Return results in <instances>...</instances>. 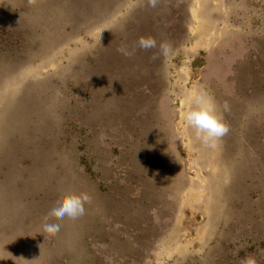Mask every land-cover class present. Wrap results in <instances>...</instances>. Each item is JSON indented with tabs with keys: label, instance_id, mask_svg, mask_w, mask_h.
Returning a JSON list of instances; mask_svg holds the SVG:
<instances>
[{
	"label": "rangeland",
	"instance_id": "374dc122",
	"mask_svg": "<svg viewBox=\"0 0 264 264\" xmlns=\"http://www.w3.org/2000/svg\"><path fill=\"white\" fill-rule=\"evenodd\" d=\"M61 1L37 0L28 6L26 0H0V21L15 49L0 53V155L6 150L8 134L13 132V137L21 138L26 128H36L37 122H31L33 113L29 109L32 92L28 96L26 84L39 78L35 81L42 82L47 89L44 95L51 93V101L58 102L63 92L58 78L65 76L58 69L98 50L96 55L100 58L92 55V59L95 57L92 61L107 75L103 84H108L105 88L111 92V110L105 113L110 116L106 117L98 107L99 116L91 121L96 128L82 135L87 145L78 142L75 136L68 138V142L66 138L59 139L58 126L51 124L37 139L41 144L38 149L47 147L44 156L49 157L47 165L52 166L56 178L80 176V186L69 191L49 188L51 198L56 192L57 198L37 214L45 211L48 214L54 202L65 194L86 193L90 197L85 205L86 225L80 228L75 220L71 228L65 223L61 226V243L68 238L75 242L77 231H73L80 228L82 246L93 254L89 256L79 249L80 252L69 254L71 261L74 264H182L194 256L204 264L201 256L219 234V228L228 225L234 209H239L236 221L242 227L258 223L264 232V192L256 194L257 188L264 185V100L259 96L251 99L255 87L264 91V77H259L250 88L251 76L246 70V64L253 62V69L264 75V0H160L155 9L147 7V0H97V3L111 2L112 17L108 19L109 12L105 16L97 13L95 21L87 22L95 25L70 33L71 24H65L63 18H68L71 11L65 10V14L56 6L45 9L47 4L59 5ZM134 7L136 29L130 31V36L129 32L124 36L118 25L112 27L113 32L106 33L107 25L114 23L105 22L112 19L122 18L119 22L123 29L126 25L129 29L130 21L126 23L119 10L128 19ZM164 26L173 35H182L183 40L176 50L178 55L169 58L166 67L163 66V73L157 59L148 61L136 51L135 59L118 55L121 44L135 43L141 37L139 34L155 35L158 43L161 42ZM17 35L22 38L15 39ZM24 38L28 46L23 43ZM92 61L86 70L87 79H92L87 73L92 71ZM4 65L11 69H4ZM76 73L77 70L72 71V75ZM161 73L162 79L166 78L165 86ZM75 77L78 80L79 71ZM103 84L94 81L92 89L106 104ZM148 85L153 97L146 99L139 93L148 92ZM201 89L214 97L217 114L230 127L228 135L215 148L203 146L184 120L192 92ZM245 92L252 93L251 97ZM72 99L92 114L88 109L94 103L92 97L87 101L83 94H74ZM57 105L58 114H53L57 119L52 117L51 123L56 121L59 125L69 114H65L66 106ZM81 115L89 117L85 113ZM252 130L258 133L254 140L258 155ZM24 149L15 156L16 165L34 158L35 154ZM87 149L94 161L90 172L85 170V161L80 163ZM252 177L246 201L239 204L244 208L239 205L234 208L247 191L246 179ZM255 179L260 182L257 188L253 186ZM10 195L0 186V210L9 207L3 203ZM32 200L29 195L28 201ZM258 210L262 213L260 222L256 219ZM52 222L57 221L52 218ZM43 225L35 224L36 232L32 228V234L24 235L23 242L30 246L42 243L38 236L46 234ZM27 226L32 227L30 222ZM0 227V264L17 263L25 252L20 249L23 242L18 233L8 228L3 216ZM34 233L37 237L31 236ZM233 239L236 257L230 260L236 259L231 263L219 257L214 264H240L249 254L256 258L257 264H264V246L255 247Z\"/></svg>",
	"mask_w": 264,
	"mask_h": 264
},
{
	"label": "trees",
	"instance_id": "16d2710c",
	"mask_svg": "<svg viewBox=\"0 0 264 264\" xmlns=\"http://www.w3.org/2000/svg\"><path fill=\"white\" fill-rule=\"evenodd\" d=\"M47 1V0H45ZM50 0H48L49 2ZM97 0H62L59 5H56L54 3L47 4L45 9L49 7H58L60 8V11L65 13V10L71 11L69 14L68 18H63L65 24H71L70 28L68 29L69 33L73 31V29H86L87 27H90L92 25H95L94 23H88L91 20L95 21V16L97 13H101L105 16L106 12H109V18H111V13H110V6L112 7L111 2L106 3L105 1L102 3H97ZM79 2L77 5L76 3ZM26 5L29 4V0H26ZM75 3V4H74ZM53 4V5H51ZM64 5V6H63ZM128 7L125 9L127 10ZM137 10V9H136ZM45 11V10H44ZM43 11V12H44ZM135 11V7L132 9L131 15H129L128 19H125V13L122 14L123 10L120 9L119 13H121V16H124V21L127 23L129 20V29L126 25V28L123 29V24L122 22H119L122 20V18L119 21H108L105 23H111L113 25H107V30L106 33L109 34L112 31V27L114 25L120 26L122 28V34L124 36H127L129 32L130 36V31L136 29L134 24H133V13ZM23 14V13H22ZM66 14V13H65ZM67 19V20H66ZM81 23V24H80ZM77 24V26H76ZM87 24V25H86ZM66 29V27H64ZM248 30V29H246ZM7 30L5 28V25L2 24V20L0 21V53L4 52V50L8 49L9 51L15 50L12 48L14 45L11 41H8L9 37L7 35ZM139 36H142L139 34ZM133 37V36H132ZM155 37V35L153 36ZM182 35L175 36L173 35L170 31L163 30V35H162V40L163 42H167L171 45L172 47V53L168 57H160V59H157V65L159 66L160 71L163 73V66L166 67L168 63L169 58H175L178 54L176 53V50H179L178 48L180 47V41ZM17 38H22V36L17 35L15 39ZM164 38V40H163ZM21 43V42H20ZM23 43L25 46H28V43L26 41V38L23 39ZM135 43H125L121 44V47H127L129 51H131L134 47ZM11 46V47H9ZM152 51H141V50H136L137 53L144 55L143 57L146 58L148 61H154L151 59L152 56ZM98 53V50H94L91 54H84L78 57L75 61L71 62L70 64H66L64 67L59 68L58 70L60 72L65 73L64 75H61L59 82H61L63 85L62 90L63 92L60 94L59 98L57 101H51L52 100V94L49 93V95H44V92H46V88L42 85V82L36 83L35 79L33 78L30 82H28L25 87V90L28 93V96L31 93V104L29 109L32 111L33 116L31 117V122H37V125L34 128L33 126L30 129H25V135L23 137H13V132L8 134L6 136V150L2 155H0V186L3 190L6 191V194L9 193L12 194L10 195L9 200L4 202V207L8 205L9 207H6L3 210H0V217L3 216V218L7 221V226L9 229L12 230L13 233H18L19 234V239L21 238V241L23 242V236L26 235L27 233L31 232L33 226L35 224H40V223H45L44 222V216H47L46 211L43 213H38L42 208H44L48 202L55 200L57 198V192L54 193V197L51 198V195L47 191L55 190L54 188H58L59 190L61 188H64L65 190L69 191L71 187L75 186H80V182L78 183V180L80 179V176L77 174H70V176L67 178L66 177H58L56 178L55 171L53 172L52 166L47 165V161L49 157L44 156V152L46 151L47 147L38 149V147L41 145L40 141H37L39 138V134L43 133L47 128L48 125L51 124L53 127L58 126V136H60L59 139L63 140L64 138L66 142H68V138L71 137H78L79 140L78 142L82 143L83 145H87V143L84 141L85 138H83V133L86 131H91L96 128V125L91 123L92 119L95 118L96 116H99V110L98 107L103 110V112H109L111 110L110 102H111V92L109 89H106L105 86H108L103 84V80L107 77V75L104 74L100 66H98L97 63H94L92 60L95 59V57L92 59V55H96ZM118 55H121L118 52ZM1 56V55H0ZM97 59L100 58L99 55H96ZM149 56V57H147ZM2 57V56H1ZM132 58H136L135 54L131 56ZM1 59V58H0ZM96 59V60H97ZM92 61L94 65L90 67L92 71H87L88 75L92 77V79H87V74L86 70L89 67V63ZM25 62V60H22V63ZM88 63V65L86 64ZM253 62H248L246 64V70L247 73L251 76L250 77V82L252 88V85L257 84L258 80H260L259 77H264L263 74H259V72L255 71L253 69ZM9 67V68H8ZM17 67V66H14ZM8 71L11 69V66L4 65V69H7ZM97 68L96 70H93ZM77 70V73L79 71V77L78 80L76 79V74L72 75V71ZM99 72V73H98ZM161 73V79L164 78V76ZM152 76V75H151ZM153 77V76H152ZM56 78V79H57ZM55 79V80H56ZM164 82L165 80L162 79ZM96 81V83H102L104 86V92L102 96H107V103L104 104L101 101V96L97 91H94L92 89L93 83ZM107 82V81H106ZM249 88V89H250ZM248 89V90H249ZM40 91V92H39ZM149 92V93H148ZM148 92H140L139 95H143L142 97H145L146 99L152 98L153 97V90L150 85H148ZM253 96L251 97V95ZM252 93H247L245 92V95H247L248 98L251 97H261L264 100V91L262 89H258L255 87L254 91ZM42 94V95H41ZM77 94H83L86 96V100L88 101L89 98H93L94 103L92 104V108L89 109L92 110V114L89 115L84 108H80V102L74 101L73 95ZM129 95H133L132 93H128ZM49 96H51L49 98ZM56 98V97H55ZM113 100L115 98H112ZM56 103V104H55ZM82 103V102H81ZM37 104V105H36ZM63 105L66 106L65 114H69L67 119H63L61 123L56 124V121L54 123L52 121V117L58 114V105ZM49 106H51L50 111H48ZM115 106V103L113 104V108ZM83 112H80L81 110ZM85 109V110H84ZM54 112L56 114L53 116ZM82 114H86L89 117H82ZM106 117H109V113H105ZM108 115V116H107ZM57 119V117H54ZM91 118V119H90ZM46 121V122H44ZM24 130V131H25ZM153 135H154V129H153ZM254 132L253 137V146H254V140L257 137V131L252 130ZM91 135V134H90ZM157 135V133H156ZM89 137V136H88ZM241 141V140H240ZM260 141V138H259ZM260 145V144H259ZM264 145V144H263ZM258 146V145H257ZM25 148V150L30 151L28 154H35L33 155L34 158L27 159L24 161L23 164L18 163L16 165V159L15 156L17 153L20 151V149ZM256 149V147L254 146ZM38 149V150H37ZM253 150V149H252ZM90 150L87 149L85 153L80 157V163L83 164L85 161V170L90 172L92 170V164L94 161L93 156L89 154ZM256 155L259 154V151L256 149ZM18 162V161H17ZM254 180L252 177L250 180L247 178L245 181V189L247 188V191L241 195V201H239L236 205H234V208H237L239 204L244 203L246 201V197L248 192H250L249 187L251 185V181ZM257 181V182H256ZM254 187L257 188V184H260L258 180L255 179L253 181ZM100 184L103 186L102 188H105V191L109 193V189L102 183ZM50 188V189H49ZM253 189V187H252ZM258 192L256 194H261L264 192V185H262V188L260 187L257 188ZM244 191V190H243ZM53 192V191H52ZM29 195L33 197L32 201H28ZM11 206H14L15 209H12ZM240 206V205H239ZM240 208H244L243 205L240 206ZM233 210V213L231 215V219L224 227L219 228V234L215 236L210 242H209V248L206 249V252L201 256L202 259H204V264H214L215 259L222 257L225 259V261H233L234 259L230 260V257H236L233 255V251L235 248V245L233 244V238L238 239L240 242L245 241L248 244H252V246H264V232L259 229L258 223L253 225V223L248 224L246 226L242 227V223H238L237 217L239 215V209ZM248 210V208L245 209V211ZM235 214V215H234ZM262 213L258 210L256 214V219L257 222L263 221L262 219ZM78 223H80L79 227L81 228L82 225L85 224V216H82L81 218L78 219ZM28 222L31 223L32 227L28 228L27 224ZM47 222H52V218H50V221ZM57 223H60L62 226V223L67 224L68 228H71L72 223H76L72 220L64 219L62 221H57ZM250 227V228H249ZM1 228V227H0ZM80 228L77 231L75 237L76 241L71 242L69 238L65 242H60L59 236H60V231L55 234V235H48L40 234L39 240L42 242L38 246H30L27 245L28 243H20L21 247L20 249L25 250L24 253H21L20 256L21 258H18V262L14 264H74L71 261L70 253L74 252H80L79 249H81L85 254L93 255L90 250H85V247L82 246V233L80 232ZM257 229L259 231H257ZM35 231V229L33 228ZM36 232V231H35ZM32 234V232H31ZM31 235L32 237H37V235ZM231 234V235H228ZM50 237L48 238V236ZM228 235L227 237H225ZM262 239H259V238ZM37 239V238H35ZM36 240H33V243ZM32 244V243H31ZM81 246V248H80ZM83 248V249H82ZM231 251V252H230ZM84 253L82 256H80V259L83 258ZM209 255V256H208ZM92 257V256H91ZM199 257H191L190 260L184 261L182 264H201L200 261H198ZM193 262V263H192ZM232 263V262H231ZM91 264V263H90Z\"/></svg>",
	"mask_w": 264,
	"mask_h": 264
},
{
	"label": "clouds",
	"instance_id": "9594fccd",
	"mask_svg": "<svg viewBox=\"0 0 264 264\" xmlns=\"http://www.w3.org/2000/svg\"><path fill=\"white\" fill-rule=\"evenodd\" d=\"M37 3V0H29L30 5ZM160 0H147V7L155 9ZM152 51L151 59L168 57L172 53V47L167 42H159L153 36H141L135 42L131 51L127 47L118 48L117 51L125 56L131 57L136 50ZM190 108L184 113V120L187 126L193 131L195 138L208 148H215L217 144L230 132L229 125L223 117L217 114L218 105L206 90L193 91L190 98ZM228 109L227 103L224 105ZM90 202V197L86 193H69L58 198L49 213L45 217L46 221L54 218L55 221L78 220L86 212L85 205ZM45 233L55 235L61 230V224L57 222H45L43 225ZM240 264H257L256 258L249 254L240 261Z\"/></svg>",
	"mask_w": 264,
	"mask_h": 264
}]
</instances>
